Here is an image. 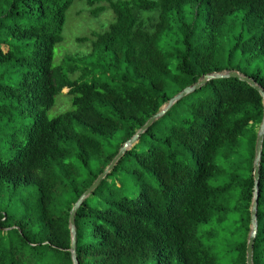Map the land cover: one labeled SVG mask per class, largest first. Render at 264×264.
<instances>
[{
    "label": "trees",
    "instance_id": "trees-1",
    "mask_svg": "<svg viewBox=\"0 0 264 264\" xmlns=\"http://www.w3.org/2000/svg\"><path fill=\"white\" fill-rule=\"evenodd\" d=\"M75 1L113 20L56 65ZM223 71L264 91V0H0V264H73L75 203L172 97ZM263 113L238 77L176 101L83 199L77 263L247 264ZM256 223L264 264V138Z\"/></svg>",
    "mask_w": 264,
    "mask_h": 264
},
{
    "label": "water",
    "instance_id": "water-1",
    "mask_svg": "<svg viewBox=\"0 0 264 264\" xmlns=\"http://www.w3.org/2000/svg\"><path fill=\"white\" fill-rule=\"evenodd\" d=\"M225 77H238L241 80L246 81L249 83L252 87H254L262 96L263 99V111H264V91L261 87L256 85L254 81L245 76L240 74L238 71H227V72H219V73H212L204 75L201 79H199L195 84L185 87L182 91H180L177 95L172 97L169 102L162 106L161 109L152 116L143 126L141 129H139L119 150L117 155L113 158L109 166L106 167V169L102 172V174L99 175V177L96 179V181L89 187V189L83 194V196L75 203L73 206L70 216H69V225H70V232L72 237L70 252L72 256L73 264L77 263V258L75 254L76 249V239H75V225H74V216L81 205L84 198H86L93 190L96 189L100 181L106 176L108 172H110L113 168V166L116 164V162L120 159V157L124 154V152L129 149L131 146H133L137 141L138 137L141 133H143L157 118L162 116L170 106H172L176 101L181 99L182 97L186 96L187 94L193 92L194 90L198 89L202 85L206 84L207 81L213 79V78H225ZM264 138V113H263V119L259 126L258 132H257V138H256V144H255V158H254V164H253V178H254V196H253V202L251 204V231L248 236L247 240V246H246V263L247 264H253L252 263V256H253V244L254 239L256 235L257 230V223H256V210H257V201H258V181H259V169H260V158L262 153V142Z\"/></svg>",
    "mask_w": 264,
    "mask_h": 264
},
{
    "label": "rangeland",
    "instance_id": "rangeland-1",
    "mask_svg": "<svg viewBox=\"0 0 264 264\" xmlns=\"http://www.w3.org/2000/svg\"><path fill=\"white\" fill-rule=\"evenodd\" d=\"M104 7V11L98 16H92L88 13V7L83 1H75L67 11L66 21L63 27V41L56 45L53 55V62L56 65H61V60L67 55L84 54L89 52V43L76 42V37L89 36L92 32L104 31L110 22L113 20V14L108 9V2L104 1L99 4ZM60 46L59 49H57ZM64 67V66H63ZM67 72L69 78L74 79L79 76L78 72ZM227 72V71H224ZM67 89H63L65 94ZM70 100V99H69ZM69 100L66 96L60 94L56 97L55 104L48 110L49 118L65 111L70 106ZM69 108V107H68Z\"/></svg>",
    "mask_w": 264,
    "mask_h": 264
}]
</instances>
